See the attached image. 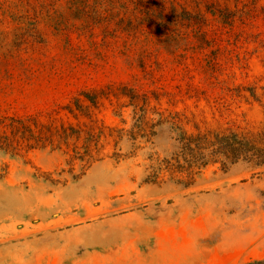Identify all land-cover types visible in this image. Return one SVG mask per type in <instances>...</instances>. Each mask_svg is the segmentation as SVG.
Listing matches in <instances>:
<instances>
[{
    "label": "rangeland",
    "instance_id": "1",
    "mask_svg": "<svg viewBox=\"0 0 264 264\" xmlns=\"http://www.w3.org/2000/svg\"><path fill=\"white\" fill-rule=\"evenodd\" d=\"M0 116L95 134L0 149V264H264V166L179 142L264 130V0H0Z\"/></svg>",
    "mask_w": 264,
    "mask_h": 264
},
{
    "label": "trees",
    "instance_id": "2",
    "mask_svg": "<svg viewBox=\"0 0 264 264\" xmlns=\"http://www.w3.org/2000/svg\"><path fill=\"white\" fill-rule=\"evenodd\" d=\"M86 128V126H84ZM82 136L89 145L95 140L91 128L82 129L71 126H55L53 123L44 124L37 118L0 116V149L16 151L24 145L28 148L44 149L50 146L59 149L62 145L68 147L69 142H77ZM180 144L187 155L185 164L189 166H203L215 158L223 157L230 162L245 160L255 166H264V130L253 134L233 133L225 135L219 132L198 133L187 135L182 132ZM87 162L93 157L88 148L84 147ZM89 152V154H88Z\"/></svg>",
    "mask_w": 264,
    "mask_h": 264
}]
</instances>
